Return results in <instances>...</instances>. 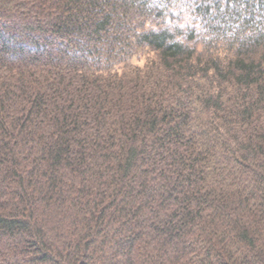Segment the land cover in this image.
Instances as JSON below:
<instances>
[{
    "label": "trees",
    "instance_id": "1",
    "mask_svg": "<svg viewBox=\"0 0 264 264\" xmlns=\"http://www.w3.org/2000/svg\"><path fill=\"white\" fill-rule=\"evenodd\" d=\"M0 264H264V0H0Z\"/></svg>",
    "mask_w": 264,
    "mask_h": 264
}]
</instances>
